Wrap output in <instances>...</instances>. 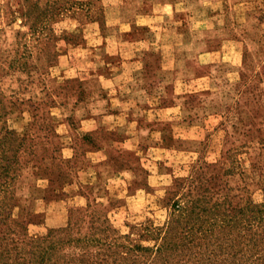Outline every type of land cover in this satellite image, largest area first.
Instances as JSON below:
<instances>
[{
  "label": "rangeland",
  "instance_id": "obj_1",
  "mask_svg": "<svg viewBox=\"0 0 264 264\" xmlns=\"http://www.w3.org/2000/svg\"><path fill=\"white\" fill-rule=\"evenodd\" d=\"M0 264H264V0H0Z\"/></svg>",
  "mask_w": 264,
  "mask_h": 264
},
{
  "label": "trees",
  "instance_id": "obj_2",
  "mask_svg": "<svg viewBox=\"0 0 264 264\" xmlns=\"http://www.w3.org/2000/svg\"><path fill=\"white\" fill-rule=\"evenodd\" d=\"M67 161H64L63 164H67ZM218 204L213 206V210L211 211L212 214L215 216L213 218V221L210 226V231H212V235L215 237H222L226 238V246L230 247L233 246V241L235 240V234H256V225L254 218L250 216V214H247L245 211L244 213L240 211V209L237 208H228V210L225 208V206H222L221 216L219 217V223L216 222L219 215L218 210ZM251 220L253 222H251ZM260 220L257 221L259 223ZM102 225V222L100 223V226ZM97 228H100L99 225L96 226ZM99 230V229H98ZM70 223L68 222V225L64 228L59 229H51L48 234H62L63 236L70 235ZM213 231H215L213 233ZM176 234V233H175ZM89 235H95V234H89ZM86 236V235H85ZM76 242H79L81 238L74 239Z\"/></svg>",
  "mask_w": 264,
  "mask_h": 264
}]
</instances>
